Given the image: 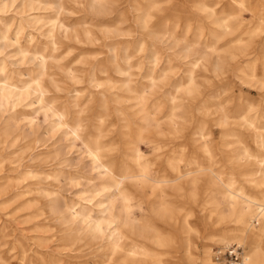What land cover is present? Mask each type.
Instances as JSON below:
<instances>
[{
    "label": "bare ground",
    "instance_id": "6f19581e",
    "mask_svg": "<svg viewBox=\"0 0 264 264\" xmlns=\"http://www.w3.org/2000/svg\"><path fill=\"white\" fill-rule=\"evenodd\" d=\"M261 97L264 0H0V264H264Z\"/></svg>",
    "mask_w": 264,
    "mask_h": 264
},
{
    "label": "rangeland",
    "instance_id": "374dc122",
    "mask_svg": "<svg viewBox=\"0 0 264 264\" xmlns=\"http://www.w3.org/2000/svg\"><path fill=\"white\" fill-rule=\"evenodd\" d=\"M254 1H257V0H254ZM243 18H245L246 21H248L249 14H245L244 13L243 14ZM140 40H144V39H143V37L140 34L139 35L137 34V35H135V37L132 40L127 41V44L129 46H133L134 44L138 43ZM161 53H162V56H164L165 58H173L174 59V56H172V54H171L172 52H167L164 49H162L161 50ZM130 54L133 55V65H136L137 63H140V61H142L144 59V57H142L143 54L141 55V53L140 54H135V53H133V51H130ZM175 62H176V65L177 66H181V63L177 60V58H176V61ZM245 62H246V60H244V59L238 60L237 62L233 63V69L236 70L237 68H239L241 66H244ZM232 82H233V84H235L234 81H232ZM164 89H168V86H166ZM236 91H237V89H236ZM243 91H244L245 95H248V96H250V94H252L254 96H257V97L258 96H261V94L257 90H253L251 88L250 89L243 88ZM238 92L239 91H237V93ZM207 95H208V92H204L202 98L206 97ZM261 99L264 100V97H261ZM4 108H5L4 103L2 101H0V112L3 111ZM36 119L41 124L45 120V118L43 117V115L41 114V112H37ZM215 140H216L215 146L219 147L218 134L216 135ZM142 148H143V150L146 153L151 154L152 151H151L150 148H146L144 145H142ZM167 153H168V150L165 149V154H167ZM181 165H182V168L183 169H186L187 168V165L184 162ZM94 167L96 169L95 170L96 172L94 174H97L98 172H100V168H98L97 165H94ZM86 171H87V168L84 169V170H82V172H81V174H79V176L80 175L81 176L82 175L85 176V173H83V172H86ZM77 177H78V175H77ZM78 181H79V183H80L81 186H85V188H89L90 187L91 182H88V181H86L84 179H79ZM61 187H63L62 190H63V194L65 195V197H67V198H73V199L76 197V194L75 193H77L82 188V187H79V188L76 187L75 188V187H72V186H68L64 182L62 183ZM199 202H200L199 206L193 208L194 209V212H195V216H197V217H199V211L202 208L203 201H201V199H199ZM182 203H186V202L182 201ZM200 206H201V208H200ZM16 207H17V204L16 203L14 204L12 202L11 203L10 202H8V203L6 202L4 204H0V216L2 217L3 220H6L10 224H12L15 229L18 228V229L24 230L23 232H25L28 236H34L35 233L32 232L33 225L26 222V216H25L26 213H25V211H18V210L15 211ZM141 210L144 212L145 211V207L144 206H141ZM254 224H256V221H254ZM254 224H252V225H254ZM101 226H102V230L104 232H108L109 229H108L107 224L105 222H103L101 224ZM1 243H2V240H0V244ZM197 246H198V250H197V253H196L197 254L196 255L197 256V264H200V258H201L200 254H202L203 251L205 249H207L208 246H210V248H211V256H213V260L215 262H217L214 259V252L217 251V249L219 248V245L218 246L217 245H212V241L211 240H207V239L206 240H202V238H201L197 242ZM237 246H240L242 255L244 257V253H246V251L248 249V245L243 244V243H237V242L235 243L234 242L231 245H228V246L224 247L225 249H222V250H224L222 252V253H224V254H222L223 255L222 258L225 260V256L224 255L228 256L225 253V251H228V249H230V250L231 249H235ZM2 249H5V248L3 247ZM179 253H181V252L179 251ZM91 256H98V254L95 253V252L92 253L89 250L88 251H83L82 253H79L76 256L78 258H75L74 259V262H76L77 264H82L86 257H91Z\"/></svg>",
    "mask_w": 264,
    "mask_h": 264
},
{
    "label": "built area",
    "instance_id": "2783aa9c",
    "mask_svg": "<svg viewBox=\"0 0 264 264\" xmlns=\"http://www.w3.org/2000/svg\"><path fill=\"white\" fill-rule=\"evenodd\" d=\"M227 249V248H226ZM224 250L218 248L216 252H214V259L219 262L220 264H242L241 260V248L236 247L235 249H228V251H225V253L228 255L225 256V260L222 258L224 253H222Z\"/></svg>",
    "mask_w": 264,
    "mask_h": 264
}]
</instances>
